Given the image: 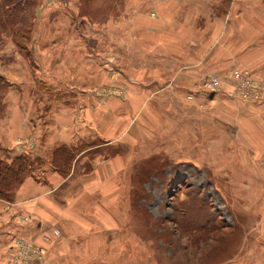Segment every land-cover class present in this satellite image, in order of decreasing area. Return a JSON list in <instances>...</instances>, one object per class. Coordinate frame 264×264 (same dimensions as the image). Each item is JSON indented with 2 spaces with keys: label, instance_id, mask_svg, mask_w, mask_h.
<instances>
[{
  "label": "rangeland",
  "instance_id": "obj_1",
  "mask_svg": "<svg viewBox=\"0 0 264 264\" xmlns=\"http://www.w3.org/2000/svg\"><path fill=\"white\" fill-rule=\"evenodd\" d=\"M6 106L0 264H264V0H0Z\"/></svg>",
  "mask_w": 264,
  "mask_h": 264
},
{
  "label": "crops",
  "instance_id": "obj_2",
  "mask_svg": "<svg viewBox=\"0 0 264 264\" xmlns=\"http://www.w3.org/2000/svg\"><path fill=\"white\" fill-rule=\"evenodd\" d=\"M8 107L6 106L4 109V116H1L2 118H0V146H3V148L5 149H9V150H17L18 148H16L17 146L15 145L13 138H11V134L13 132V126L15 123L14 120L12 119V117H9L8 113L9 110L7 109ZM11 111V109H10ZM27 121V120H26ZM26 121H24V127L28 124L25 123ZM19 128L23 127V124L20 123L19 125H17ZM9 138V139H8ZM11 138V139H10ZM19 150V149H18ZM42 174H46L47 176V181L49 182V184H46V181L44 182L43 180L39 183H33L31 182L32 180L26 178L22 184H20V186L16 189L15 192V198L17 200H22L23 198H27L29 193H30V189H34L37 192V196H29L30 198H34L37 199L36 201H38V198L40 199V196L48 193V192H52L53 189L57 188L59 184H57V180H55V171H46L45 169L42 170ZM28 197V198H29ZM38 197V198H37ZM14 199V201L16 202L17 200ZM42 202V201H41ZM0 208H4L3 202L0 201ZM3 210V209H2ZM1 216L3 215L2 211ZM0 212V213H1ZM4 233V234H3ZM4 229L0 230V253H5L6 250V242L8 239L5 236Z\"/></svg>",
  "mask_w": 264,
  "mask_h": 264
},
{
  "label": "trees",
  "instance_id": "obj_3",
  "mask_svg": "<svg viewBox=\"0 0 264 264\" xmlns=\"http://www.w3.org/2000/svg\"><path fill=\"white\" fill-rule=\"evenodd\" d=\"M14 162H15V164H16V167L13 168V169H16V168H17V172H18L20 169H22V168L24 167V164H25V158H24V157H21V156H19V157H15ZM12 167H13L12 165L7 166V167H5L6 170H4V171H6V173H7L8 171H10V169H12ZM0 175H1V173H0ZM1 177H2V175H1ZM1 177H0V178H1ZM1 180H3V179H2V178L0 179V186H1V184H2ZM3 192H4V191H3ZM3 192L0 191V195H3V194H2Z\"/></svg>",
  "mask_w": 264,
  "mask_h": 264
},
{
  "label": "built area",
  "instance_id": "obj_4",
  "mask_svg": "<svg viewBox=\"0 0 264 264\" xmlns=\"http://www.w3.org/2000/svg\"><path fill=\"white\" fill-rule=\"evenodd\" d=\"M210 86L212 87V89H217L218 88V82L216 80H211ZM242 98L244 99H248L249 97L247 96H242ZM251 99V98H250Z\"/></svg>",
  "mask_w": 264,
  "mask_h": 264
}]
</instances>
